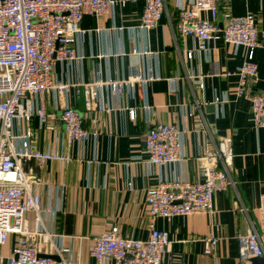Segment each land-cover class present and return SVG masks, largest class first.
<instances>
[{
    "label": "crops",
    "instance_id": "crops-1",
    "mask_svg": "<svg viewBox=\"0 0 264 264\" xmlns=\"http://www.w3.org/2000/svg\"><path fill=\"white\" fill-rule=\"evenodd\" d=\"M116 1L125 3L102 17H83L80 28L85 33L76 38V59L56 62L54 81L69 86L126 81L135 70L154 81L126 86L122 93L105 86L90 108L76 87L66 95L51 92L43 98L44 122L39 116L40 96L28 95L22 101L32 116L26 123L17 121L16 127L33 131L35 150L71 159L66 165L23 160L25 171L36 181L32 189L42 200L40 219L33 212L26 216L31 233L38 229L47 235L45 240L33 237L40 255L58 259L68 248L74 264H96L90 250L97 238L118 228L122 238L147 240L154 224L168 232L171 241L163 264H251L240 261L239 238L252 231L264 235V129L254 127L252 104L238 95L237 73L247 49L219 40L208 52H200L195 38L179 35V13L171 1L152 30L139 28L145 0ZM218 10L219 29L229 17L258 18L262 47L255 51L258 73L250 79L248 92L264 94V0H231L219 3ZM203 17L214 22L211 14ZM200 78L203 89L197 85ZM99 104L107 110H99ZM67 107L82 114L89 139L68 142L60 120ZM131 110L137 112L135 120L130 119ZM202 117L208 132L196 131ZM157 124L184 132L185 161L170 166L147 163L144 141ZM225 137L232 141L234 186L215 194L213 214L152 222L147 192L161 183L199 181L203 164L199 158ZM211 235L219 243L209 256L205 240ZM17 240V235H10L0 246L5 262Z\"/></svg>",
    "mask_w": 264,
    "mask_h": 264
},
{
    "label": "built area",
    "instance_id": "built-area-1",
    "mask_svg": "<svg viewBox=\"0 0 264 264\" xmlns=\"http://www.w3.org/2000/svg\"><path fill=\"white\" fill-rule=\"evenodd\" d=\"M169 1L178 9L176 28L179 35L195 38L198 51L208 52L209 45L219 40L247 49V57L237 73L240 78L238 95L251 102L254 127L264 129V94L251 95L248 92L250 79L258 73L255 51L262 47L258 18L253 15L229 17L224 27L219 29L215 23L219 14L218 4L231 0H145L139 28H157ZM124 3L116 0H0V246L7 243L10 235L18 236L11 256L7 262L0 256V264H74L68 256L71 252L68 248L59 252L58 259L40 255L38 243L33 237L37 235L45 240L47 235L38 229L31 233L26 216L33 212L39 220L42 200L32 189L36 181L23 167V160L26 159L64 165L69 164L71 159L37 152L32 142L33 131L27 127L17 128L16 122L31 120V109L24 108L22 104L28 95L41 97L39 116L44 122L47 113L43 98L51 92L66 95L71 87H76L78 94H84L86 107L90 108L105 86L122 93L126 86H146L154 81V78L138 70L126 81L109 80L78 86L54 81L56 62L76 59V38L85 33L80 28L83 17L87 14L102 17ZM205 13L211 14L214 22L204 18ZM197 85L200 89L204 88L201 78ZM98 108L107 110L103 104H99ZM136 117L137 112L131 110L130 119L135 120ZM60 120L69 143L90 138V133L84 128V118L77 110L65 108ZM202 120H199L196 131L204 128L208 132L204 117ZM183 137L184 132L176 126H154L144 141L147 163L170 166L185 161ZM233 158L232 141L225 137L216 144L215 150H208L199 158L203 163L199 181L177 180L150 189L146 203L152 222L157 218L172 220L193 214H213L215 194L234 186L230 174ZM239 240L241 262L264 258V235L252 231ZM218 243L216 236H209L205 240V254L212 256ZM170 245L168 232L156 229L154 224H151L147 240L122 238L118 228H113L95 240L90 255L96 264H106L107 260L115 264H163Z\"/></svg>",
    "mask_w": 264,
    "mask_h": 264
},
{
    "label": "water",
    "instance_id": "water-1",
    "mask_svg": "<svg viewBox=\"0 0 264 264\" xmlns=\"http://www.w3.org/2000/svg\"><path fill=\"white\" fill-rule=\"evenodd\" d=\"M213 130H214V128H213ZM251 264H264V258H255V259H252L251 260Z\"/></svg>",
    "mask_w": 264,
    "mask_h": 264
}]
</instances>
